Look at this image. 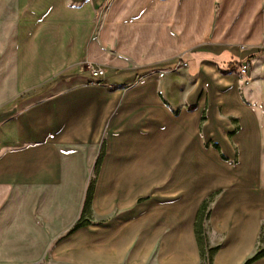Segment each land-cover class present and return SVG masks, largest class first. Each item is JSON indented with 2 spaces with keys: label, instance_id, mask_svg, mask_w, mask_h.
<instances>
[{
  "label": "crops",
  "instance_id": "1",
  "mask_svg": "<svg viewBox=\"0 0 264 264\" xmlns=\"http://www.w3.org/2000/svg\"><path fill=\"white\" fill-rule=\"evenodd\" d=\"M261 249L264 0H0V264Z\"/></svg>",
  "mask_w": 264,
  "mask_h": 264
},
{
  "label": "trees",
  "instance_id": "2",
  "mask_svg": "<svg viewBox=\"0 0 264 264\" xmlns=\"http://www.w3.org/2000/svg\"><path fill=\"white\" fill-rule=\"evenodd\" d=\"M99 159L97 160V164L99 163ZM96 164V167L98 166ZM97 171V168H95V173ZM94 180L95 179H91L90 182H89V185H88V189H87V194L85 196V200H84V204H83V212L85 211H88L89 210V206H90V199H91V195H92V190H93V185H94ZM204 207L203 206L201 208V211L199 212V215H198V220H197V235H198V238H199V241L201 243V245L203 244L204 242V238L203 236L201 235V228H202V218L204 217L203 216V213H204ZM203 209V210H202ZM88 223V220L82 218V215L81 217H79V219L75 222V224L73 225L72 229H76L77 227H80L84 224ZM201 226V228H200ZM213 251V249H209L208 253L211 254ZM262 255H264V249H261L259 251L256 252V254L251 258L249 259L246 264H249L250 262H252L253 260L261 257Z\"/></svg>",
  "mask_w": 264,
  "mask_h": 264
},
{
  "label": "built area",
  "instance_id": "3",
  "mask_svg": "<svg viewBox=\"0 0 264 264\" xmlns=\"http://www.w3.org/2000/svg\"><path fill=\"white\" fill-rule=\"evenodd\" d=\"M85 67L87 68V70L89 71L92 79H97L100 76L104 75V68L100 67V66H94L91 63H86ZM241 74H247L248 73V65L245 63L243 64L240 69H239Z\"/></svg>",
  "mask_w": 264,
  "mask_h": 264
}]
</instances>
